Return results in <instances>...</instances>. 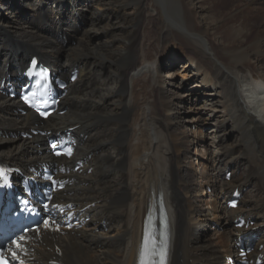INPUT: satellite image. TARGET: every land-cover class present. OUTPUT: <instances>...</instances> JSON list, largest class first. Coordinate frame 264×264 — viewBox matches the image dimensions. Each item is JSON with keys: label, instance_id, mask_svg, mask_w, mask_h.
<instances>
[{"label": "bare ground", "instance_id": "1", "mask_svg": "<svg viewBox=\"0 0 264 264\" xmlns=\"http://www.w3.org/2000/svg\"><path fill=\"white\" fill-rule=\"evenodd\" d=\"M66 1L52 0L61 19L45 10L41 0L33 2L31 11L20 8L29 19L16 34L0 26L1 79L23 72L32 56L63 76L70 77L74 69L79 76L62 101L64 114L53 113L43 123L30 110L22 115L18 100L0 92V131L5 138L0 139V159L24 169L37 165L50 157L45 137H24L22 132L30 127L54 132L72 128L77 148L67 164L83 162L82 171L71 175L73 183L59 197L91 221L66 234L43 232V242L34 246L37 264L53 259L62 264H140L148 220L158 212V201L168 218L166 264H225L226 256L235 255L239 237L248 233L236 229L233 220H252L258 212L264 218V34L257 25L259 19L264 21L259 16L264 0L229 1L227 6H221L223 0H160L162 5L153 0H95L111 6L103 20L92 8L85 15L72 10L68 15ZM3 5L10 11L9 3ZM130 6L134 10L126 11ZM155 11L161 34L174 27L170 48L181 56L174 54L175 59L185 63L181 58L188 56L182 52L193 45L200 53L199 65L208 61L211 66L209 73L199 70L200 88L187 90L190 101L175 94L184 85L166 82L158 74L162 56L158 58L152 43L139 41L138 19L147 15L154 20ZM225 13L230 19L223 22ZM74 15L80 23L73 22ZM99 30L104 35L94 41L93 33ZM65 38L73 39L74 46ZM207 90L219 96L207 100ZM194 98L215 103L219 113L218 118L212 112L192 117L195 123H213L215 156L197 175L199 182L190 158L197 151L195 137H187L176 125L182 114L196 109ZM228 132L232 136L226 142ZM243 157L249 159L244 173ZM237 189L240 205L229 209L227 202ZM108 216L118 219L117 227L104 224ZM257 222L258 229L245 235L246 240L257 236L252 254L262 252L259 247L264 245V220L259 226ZM210 224L221 231L213 244L203 238Z\"/></svg>", "mask_w": 264, "mask_h": 264}, {"label": "rangeland", "instance_id": "2", "mask_svg": "<svg viewBox=\"0 0 264 264\" xmlns=\"http://www.w3.org/2000/svg\"><path fill=\"white\" fill-rule=\"evenodd\" d=\"M5 1L10 4V11L11 12L6 10L8 8H3V6H4L3 4ZM40 1L39 0H16L15 1L16 6H13L14 4H13L12 0H0V26L3 27L4 29L10 31L11 33L16 34L19 30H21L23 28V26L25 24L24 22H27L29 19V17L28 16L26 17V15L20 10V8L23 7L25 9L31 11L33 2H40ZM44 1H45L43 4L44 9L48 10L49 13L54 18H56V20L61 19L62 13H60V14L57 13L58 12V3L52 2V0H50V1L44 0ZM151 1L152 0H148V3H150ZM229 1H234L235 4H238V3H236V0H223V2L221 3V6H223V5L227 6ZM153 2H156V3L161 4V5L163 4L160 0H153ZM65 3H66L65 8H66L68 15H69V13H71V10H72V12L78 11V13H83L85 15L86 13H89L90 12L89 10L92 8L93 11H95L97 13V15L100 16L99 19L103 20L111 12V6H107L103 2H98L95 0L94 1L93 0H69V1H66ZM74 3L77 4V7H78L77 9L75 8ZM177 6L180 7L179 4H177ZM218 7H220V5L214 6V8H218ZM133 8H134L133 6H130L126 9V11H132V10H134ZM151 8L154 9V7H151ZM158 10L159 9L157 8V11ZM157 11H155L156 17L154 18V20L149 18V16H147V15H145V16L143 15L138 19L139 20L138 23H139V26L141 29L139 32V41H140V43H147V42H149L150 44L152 43L151 48H152V50L157 49L158 58H160V56H162V61L159 60L160 71L158 72V74L166 82L169 80H173V81H176L177 83H181V85H184V87L182 86L181 88H177L175 94H177L178 97H179V95H181L179 97V99H181V100L190 101V100H188L190 98L188 95L189 92L190 91L194 92V90L200 88L199 87L200 84L197 83L199 81V79H198V81L196 80V76L198 77V75H199V70H202V71L209 73L210 68L208 69L207 67L210 65H209L208 61L203 66L199 65L200 53L197 52L198 50L193 45L186 46L188 49V51L186 53L182 52V55L188 56V57H182L181 58V60L183 62H185L186 64L188 63L187 65L185 63H180L178 61V59H175V56H173L174 54H176V56L178 58H180L181 56L176 53V52H179V51H176L177 49L170 48L172 45V41L169 37V32H172L174 27L171 25L170 29L167 32H164V34H161V32H162L161 31V25H160L161 23L157 17ZM225 11L227 14H228V12H230L229 8ZM20 12H21V14L19 15ZM259 12H261V13H259V16L262 19L264 17V10H261ZM226 13L224 14L225 16L222 15L221 20L223 22L224 21L226 22V17H227ZM68 15L66 18L72 17V16L69 17ZM66 18L63 20V23L67 22ZM227 19H230V15H228ZM73 20H74L73 22L80 23L79 20L76 19L75 15L73 16ZM171 20H172L171 21V24H172L174 19L171 17ZM259 21L257 22V25L260 24L259 26L261 27V30L263 31L260 33L264 34V30H263L264 21H261L260 19H259ZM82 30H83V28H82ZM102 35H104V33L99 30V32L93 33L92 38L94 41H97L99 39V37ZM262 37H264V36H262ZM65 42L66 43L70 42L69 45L74 46L75 41L71 38H69V39L65 38ZM191 42H193V41L191 40ZM30 44H32V43H30ZM175 47H176V45H175ZM167 48H168V50H167ZM59 57H60V53H59ZM172 57L174 58L173 60H171ZM189 57H191V60H188ZM187 60L189 62L192 61L193 65H192V63H189ZM78 80H79V76H78ZM167 87H169V86L167 85ZM170 87L173 88V86H170ZM187 90H190V91H187ZM212 92H214V93L211 94L210 90H207V92H206L207 93L206 94L207 100L209 97H213V99H216L219 96L218 94L216 96V94H215L216 91H212ZM194 100H195V102H193L192 104H193L194 108H196V109L195 110L190 109L189 112L182 114L183 120L178 122L176 125L178 126L179 130H181L183 132L184 135L186 134L187 137H190V138L195 137V141H194L193 145L195 146V148H197V151H195V149H194L191 152L190 158L193 160L192 162H194V165H195L194 166V172L196 173V178H197V181L199 182L200 178H198L197 175H201L200 171H204L205 167H208L209 165H211V163L214 159V156H215V153H214L215 149L212 148V146H211L212 145L211 140H212L213 123L210 122L207 124L206 123L203 124L200 121H196V123H195V121L193 122V118L195 116L201 115L204 112H206V113L212 112V114L214 113V118L215 117L218 118L219 113L217 111V105L215 103H211L210 101H206L203 98L200 100L199 99L197 100V98H194L193 101ZM188 106H190V105H188ZM199 123H201V124H199ZM195 126H196V129L193 128ZM193 130H195L196 132L193 133L192 132ZM232 133H236V130L233 129ZM232 133H230V132L227 133L226 142L231 138ZM0 139H5L4 137H2L1 133H0ZM125 139L128 141V137H126V135H125ZM212 150H214V151H212ZM201 152H202V154H201ZM235 155H237V154H234L232 157H234ZM230 159L225 163L230 162ZM241 159H243L242 164H241V170L244 173L246 170V165L249 163V159L247 157H243ZM185 162H183V163H185ZM125 164L123 165L124 168L126 167ZM128 165H129V163H128ZM128 168H129V166H127L125 169L127 170ZM235 169L236 168H234V170ZM227 170H229L231 172L232 167H229V169H227ZM88 173H90V172H88ZM221 179L223 180V177H221ZM198 193H199V191H195L194 195L198 194ZM209 195H213L212 191L209 192ZM209 199H211V198H209ZM259 209H260V211H262L261 208H259ZM253 211H256V210L254 209ZM257 216L259 218L258 222H257L258 218H255L252 220L257 222L256 226H259L257 224L261 223L264 220V218L262 219V217H259V216H262V213H260V212L257 213ZM106 220H112L111 222L110 221L106 222V225L112 226V228L117 227V224L119 223L118 219H116L112 216L106 217L104 222ZM90 221H91V219H90ZM90 221H88V223ZM255 222H254V224H255ZM254 224L252 225V227H255ZM85 226H86V224L84 225V228H85ZM255 229H256V227H255ZM96 231H98V229ZM95 233H98V232H95ZM100 233H104V232H100ZM220 234H221L220 227H216L214 224H210V225H208L207 230L203 235V238H204L205 242L213 244L218 240ZM201 247H203V246H201ZM99 249H106V247L99 246ZM73 257H74V255H73Z\"/></svg>", "mask_w": 264, "mask_h": 264}, {"label": "snow or ice", "instance_id": "3", "mask_svg": "<svg viewBox=\"0 0 264 264\" xmlns=\"http://www.w3.org/2000/svg\"><path fill=\"white\" fill-rule=\"evenodd\" d=\"M45 223L47 225V222H45ZM19 246H20L19 243H17V247H19ZM165 254H166L165 250H162L161 253H160V255H161V264H163V257H164Z\"/></svg>", "mask_w": 264, "mask_h": 264}]
</instances>
